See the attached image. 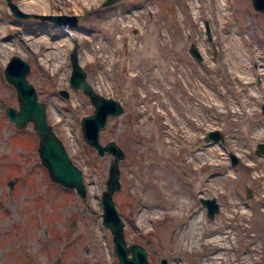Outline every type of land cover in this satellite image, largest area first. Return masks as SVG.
I'll return each instance as SVG.
<instances>
[{"label":"rangeland","instance_id":"obj_1","mask_svg":"<svg viewBox=\"0 0 264 264\" xmlns=\"http://www.w3.org/2000/svg\"><path fill=\"white\" fill-rule=\"evenodd\" d=\"M10 1L27 14L74 15L76 23L59 27L45 19L17 20L0 0L5 36L0 44L13 48L7 56L0 53V264H117L109 230L99 224V192L110 155L96 156L78 130V119L92 106L67 81L73 43L89 89L116 99L123 109L106 118L97 140L114 141L123 151L112 203L125 245L141 246L148 264H264V153L253 154L264 138L259 112L264 16L249 0H97L75 10L66 0H49L46 10ZM202 21L208 24L207 41ZM41 41L54 53L62 50L58 69L52 70L50 61L47 66L36 62ZM190 44L200 61L187 53ZM13 55L27 63L25 79L44 106L45 122L80 170L83 198L45 175L30 122L16 129L3 115L5 107L17 108L15 90L1 74ZM249 55L259 72L249 81L252 90L234 72V64H246ZM239 99L245 109L234 104ZM210 129L219 130L221 142L202 140ZM228 153L237 159L232 166ZM200 198L217 204L211 218L205 217ZM169 200L179 204L174 210L182 217L166 218ZM193 212L201 227L192 235L198 244L189 247ZM137 218L140 228L133 222ZM223 229L231 241L215 261L205 250V233Z\"/></svg>","mask_w":264,"mask_h":264},{"label":"water","instance_id":"obj_2","mask_svg":"<svg viewBox=\"0 0 264 264\" xmlns=\"http://www.w3.org/2000/svg\"><path fill=\"white\" fill-rule=\"evenodd\" d=\"M5 1L7 11L15 19L24 18H37L50 21L55 26L69 25L75 26L74 15H54V14H35L26 13L18 9L16 5L10 0ZM115 0H105V2H112ZM251 9L255 12H259L264 16V0H249ZM203 22V33L206 41L210 39V33L208 32V24ZM76 47L73 43L68 58L69 60V75L67 78L69 86L73 89L77 88L81 90L83 95L86 96V100L92 106L91 113L82 116L78 119L79 132L81 134L82 141L85 142L90 148L94 149L96 156H102L104 153L110 155L108 159V165L105 170L104 188L99 193L100 203V222L104 227L109 230L111 237V250L115 255L117 264H148L147 257L144 249L136 244L129 246L125 245L122 238V226L118 214L115 212L114 203H112L113 191L119 190V171L118 160L123 158V151L119 149L114 141H107L104 144L100 143L98 139V130L101 129L105 123L106 118L116 117L123 109H121L120 103L113 98L103 97L98 93H93L90 90L89 85L83 80L85 77L84 71L80 69L78 61L76 60ZM197 48L193 45H189L187 53L195 59L200 61L201 56L197 52ZM28 65L26 62L19 60L17 56H10L9 60L5 62L2 68L1 74L5 82L12 85L14 88V94H16L17 108L5 107L3 115L11 122L16 129H23L26 122H30L32 134H35L37 138V146L35 154L38 157V164L45 170V175L51 182L64 188L72 189L74 194L83 198L85 187L82 183L81 173L79 168L71 162L67 153H64L62 143L59 138L53 133L52 128L45 122V115L43 113L44 106L42 103L36 101V94L33 87L26 82L25 74L27 73ZM58 93L62 97L66 98V92L58 90ZM259 112L264 115V103L259 107ZM202 140L206 142H221L222 135L219 130L210 129L206 130L202 135ZM255 149L253 154L264 153V138L262 142L255 143ZM230 160V165H234L237 159L230 153L227 154ZM200 204L205 208L206 218H211L217 211V204L212 198H200ZM160 264H164L163 260L159 261Z\"/></svg>","mask_w":264,"mask_h":264},{"label":"bare ground","instance_id":"obj_3","mask_svg":"<svg viewBox=\"0 0 264 264\" xmlns=\"http://www.w3.org/2000/svg\"><path fill=\"white\" fill-rule=\"evenodd\" d=\"M69 4V7L72 8L73 10L76 9V7L78 6H84L85 4H90V3H94L95 1L97 0H66ZM99 1V0H98ZM23 8L25 9H31V10H46L45 8H48V6H50V1L49 0H23ZM225 5V4H224ZM226 9V8H225ZM129 24V23H128ZM128 27V26H127ZM133 28V27H132ZM75 37V36H74ZM5 39V36L2 35V33L0 32V40H3ZM22 41H25V43L29 40H27V37H23V39H21ZM40 40H43V37L40 38ZM11 43H6V44H0V53H4V56H7L9 55V51L12 50V46L10 45ZM132 44V43H131ZM142 44V43H141ZM39 45V44H38ZM59 46L57 45L56 48H58ZM3 48V49H2ZM39 48V51L42 52V55L38 56L37 58V61L39 64H42L44 66H47V62L50 61V65H51V69H58L60 67V64H61V57H62V50H59L58 48V51L57 52H53L54 50H52L51 47H49V45L47 43H45L44 41H41L40 42V47ZM44 48V49H42ZM42 49V50H41ZM32 50V49H31ZM2 51V52H1ZM257 53V52H256ZM241 56V55H240ZM246 56V55H245ZM244 56V57H245ZM250 57V55L248 56ZM257 57V56H256ZM240 59V58H239ZM255 56L252 55V57L250 58H243V61L244 60L246 61V64H241V63H236L234 64V72H236V79L239 80L241 83L243 84H247L248 87L250 86V90H252L253 87H251V84H250V80L254 79L253 77L256 75V73L258 72L257 70V65H256V61H255ZM1 61L3 62L4 61V58L2 57ZM239 61V60H238ZM259 61V60H258ZM237 62V61H236ZM240 62V61H239ZM52 63V64H51ZM251 64V66L249 65ZM260 65V64H259ZM233 71V70H232ZM259 73V72H258ZM260 79V78H259ZM254 82V81H253ZM258 85V84H257ZM258 87V86H257ZM262 88L263 91H264V85L259 83V89ZM258 89V88H257ZM256 90V89H255ZM213 97V96H212ZM240 98V97H239ZM248 100V99H247ZM232 102V101H231ZM251 102V101H250ZM248 103V101H247ZM217 104V103H216ZM230 104V103H229ZM234 104H236L238 107H239V110L240 109H245V103L243 102L242 99H239V102H234ZM252 104V103H250ZM250 106V105H249ZM250 112L249 108L248 110L246 111V113ZM246 116H249L247 114L244 115V117ZM52 119V118H51ZM55 120V118H54ZM53 120V121H54ZM250 129V128H249ZM192 133L190 132L189 134L186 133V137H189ZM233 145V144H232ZM197 148V147H196ZM208 149V148H207ZM213 149V148H212ZM235 150V149H234ZM201 151V150H200ZM206 151V150H205ZM211 151V150H209ZM197 152V151H196ZM218 152V151H217ZM200 153V152H199ZM194 154V153H193ZM198 154V153H197ZM212 154V153H211ZM210 154V155H211ZM215 154V153H214ZM208 158V162L211 163L213 162L210 157H207ZM221 158V157H220ZM206 165V163H205ZM208 165V164H207ZM220 165V164H219ZM200 166V165H199ZM211 166V165H210ZM257 177V176H256ZM184 198V197H183ZM185 200V199H184ZM173 200H169V203H168V206L167 208L170 209L171 211H167L166 213V218L170 219V220H173V219H177V218H180L182 217V215L179 214V212H177V210H174V208L176 206H178L179 204L177 205H173ZM175 206V207H174ZM181 206V205H180ZM196 211V210H195ZM155 213V212H154ZM194 213V217L191 219L189 218V220L191 221L192 223V228H191V232L190 234L188 235L189 236V239H188V243H189V247H192L196 244H198L196 241V238H193L192 235H194L195 230L196 229H199L200 226V216L198 213ZM155 215V214H153ZM184 216V215H183ZM188 216V215H187ZM153 217H156V216H153ZM151 220V219H150ZM188 220V219H187ZM135 226H137V228L141 227V225L143 224L142 222H140V219H136L133 221ZM185 222V221H184ZM187 223V222H186ZM185 224V223H184ZM201 231V230H200ZM143 232H145V230H143ZM199 233V232H198ZM228 233L229 232H226L224 231V229L222 230V232H217V233H208L206 234L205 233V240H204V245H205V250L207 251V255L210 257V259H213V260H217L221 257H223L224 255V249H226V247H228L230 245V241L231 239L230 238H227L228 237ZM199 237V236H198ZM184 245L187 244V241H184L182 242ZM183 245V246H184ZM210 246V247H209ZM211 248V249H209ZM174 264V262L172 263ZM203 264H205L203 262Z\"/></svg>","mask_w":264,"mask_h":264},{"label":"trees","instance_id":"obj_4","mask_svg":"<svg viewBox=\"0 0 264 264\" xmlns=\"http://www.w3.org/2000/svg\"><path fill=\"white\" fill-rule=\"evenodd\" d=\"M21 141H22L21 145H23V147H24V145L26 144V143H25V142H26V139H24V140L22 139ZM6 167H7L8 170H10V171H13V170L15 171V168H16L15 166H13V165H11V164H7ZM30 172H31V171H30ZM28 173H29V171H28L26 174H28Z\"/></svg>","mask_w":264,"mask_h":264}]
</instances>
